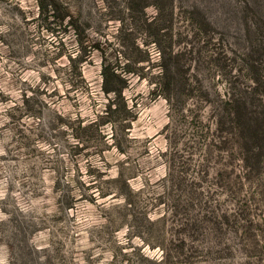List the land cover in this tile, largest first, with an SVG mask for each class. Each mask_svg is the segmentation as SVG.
<instances>
[{
	"label": "rangeland",
	"instance_id": "rangeland-1",
	"mask_svg": "<svg viewBox=\"0 0 264 264\" xmlns=\"http://www.w3.org/2000/svg\"><path fill=\"white\" fill-rule=\"evenodd\" d=\"M43 2L0 0V264H264V0Z\"/></svg>",
	"mask_w": 264,
	"mask_h": 264
},
{
	"label": "trees",
	"instance_id": "trees-1",
	"mask_svg": "<svg viewBox=\"0 0 264 264\" xmlns=\"http://www.w3.org/2000/svg\"><path fill=\"white\" fill-rule=\"evenodd\" d=\"M40 8H41V10H42V12L44 13V12H50L51 13V11L49 10V8H48V4H46V2H43V0H40ZM53 15V14H52ZM54 17H55V14L53 15ZM104 77H107V69H106V67H105V70H104ZM119 91V90H118Z\"/></svg>",
	"mask_w": 264,
	"mask_h": 264
}]
</instances>
